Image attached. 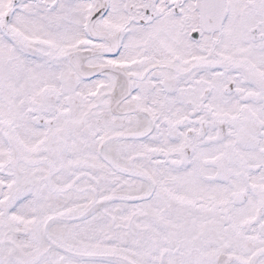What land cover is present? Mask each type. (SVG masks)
Wrapping results in <instances>:
<instances>
[{
	"label": "snow or ice",
	"instance_id": "1",
	"mask_svg": "<svg viewBox=\"0 0 264 264\" xmlns=\"http://www.w3.org/2000/svg\"><path fill=\"white\" fill-rule=\"evenodd\" d=\"M0 264H264V0H0Z\"/></svg>",
	"mask_w": 264,
	"mask_h": 264
}]
</instances>
